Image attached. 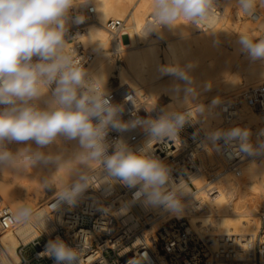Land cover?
<instances>
[{"label": "clouds", "instance_id": "9594fccd", "mask_svg": "<svg viewBox=\"0 0 264 264\" xmlns=\"http://www.w3.org/2000/svg\"><path fill=\"white\" fill-rule=\"evenodd\" d=\"M259 2L264 6V0ZM237 4L239 13L251 14L256 0H237ZM76 5L77 0H0V169L20 170L56 163L59 172L72 165L69 177L76 173V178L70 184L67 180L58 186L54 177L45 179L42 187L58 189L57 200L49 205V210L64 202L74 204L85 190L99 183L110 187L111 182L118 180L130 189L136 188L133 199L146 207L181 214L185 207L181 197L189 191L187 185L172 181L170 167L151 154V146L165 137L178 142V133L192 113L162 108L156 119L122 120L123 106L111 101L103 78L83 67L65 38L69 12ZM153 7L146 33L187 24L201 27L219 14L216 0H154ZM83 20L78 15L73 22L79 24ZM237 43L252 61L264 60V38L254 39L241 33ZM159 72L185 85L192 82L180 67H163ZM173 91L180 89L173 87ZM184 91L191 93L192 89L186 87ZM137 125L143 126L149 136L144 148L133 150L122 139H107L110 130L123 133ZM61 136L78 141V150L70 159L62 160L60 155L40 150ZM249 137L248 129L234 127L216 131L208 139L213 143L223 139L226 144L238 141L237 151L249 156L264 153V143L254 147ZM29 141L37 145L36 150L31 145L15 152L8 147L12 142ZM97 169L102 170L103 180L91 174ZM46 218L47 212L24 203L17 206L12 216L21 225L33 221L42 224ZM46 254L56 264H82L81 254L59 238L48 243ZM142 261L150 264L146 254L131 259L129 264Z\"/></svg>", "mask_w": 264, "mask_h": 264}, {"label": "bare ground", "instance_id": "6f19581e", "mask_svg": "<svg viewBox=\"0 0 264 264\" xmlns=\"http://www.w3.org/2000/svg\"><path fill=\"white\" fill-rule=\"evenodd\" d=\"M256 4L258 7L255 9L261 17L258 23L264 25V6L259 0ZM153 5L154 0H77L76 6L81 10L93 6L96 11L95 19L86 24L83 36L86 46L95 54L94 62L87 71L103 78L107 92L114 89L116 79H119L116 89L134 90L150 111L149 119L158 117L160 109L165 107L162 106L164 101L171 104L170 109L192 113L188 121L200 135H205L202 144L197 147L202 169V173L195 177L198 191L193 193L192 187L186 184L189 191L182 197L185 205L183 212H171L168 217H185L189 221V227L197 234L210 236L213 250L228 251L225 257L232 261L245 260L249 239L258 233L261 226L259 213L263 208L260 213L262 215L264 210V153L243 158L238 167L239 173L227 171V159L217 151L216 142L213 143L208 137L221 130L225 121L222 110V102L225 99L223 97L234 90H238L233 95L239 104L238 118L245 122L253 136L256 135L260 116L247 105L243 94L264 80V60L252 61L237 43L241 33L252 36L255 26L239 24L242 21V13L238 12L237 0H223L217 9L219 14L213 17L208 25H202L201 32H197L198 27L192 24L180 25L172 30L167 27L156 30L159 36L175 32L176 35L164 39L163 44V40L158 37H147L148 33L144 30L154 11ZM110 18H122L125 23L128 20V30L126 24L124 28L126 37L118 44L112 41L111 33L106 29V22ZM229 19H236L237 23L229 22L227 25L226 20ZM229 26L232 28L230 31ZM221 41L231 45V60L239 62L232 71L220 72L212 69L214 75L209 77L211 73L209 74L208 67L197 69L190 63V60L196 58L193 57L194 52L207 48L220 49ZM111 47L121 52L119 64L110 56ZM189 64L192 65L191 69L187 68ZM171 66L184 69L192 81L191 84L185 85L183 81L159 72L160 68ZM173 87H178L180 91H173ZM186 87H191L192 92H185ZM148 141L149 136L145 140V146ZM13 144L18 146V149L27 145H31L33 150L37 149L33 141ZM78 147V141L66 140L61 136L40 150L68 160ZM71 167L72 165H69L58 172L56 163L37 164L28 172L18 175L21 181L17 184L0 178L1 204L7 205L4 202L6 198L9 202L7 206L15 212L21 203L32 207L40 203L36 210L47 212V218L42 224L33 221L26 225L17 224L7 230L0 226V252L8 259L19 261L18 246L40 235L36 224L44 234L50 236L63 222V216L69 211L68 207L63 206L56 214H52L48 206L52 200L57 199L58 189L53 186L56 191L46 201L40 196L47 189L42 187L45 179L54 177L58 186L67 180L69 184L75 180L76 173L69 177ZM5 169H0V172L6 171ZM91 174L96 175L98 180H103L102 170H94ZM208 176L215 178L213 192L208 191L205 183ZM97 186L109 188L108 183H99ZM24 188L27 189L25 194ZM217 264L225 262L219 261Z\"/></svg>", "mask_w": 264, "mask_h": 264}, {"label": "built area", "instance_id": "2783aa9c", "mask_svg": "<svg viewBox=\"0 0 264 264\" xmlns=\"http://www.w3.org/2000/svg\"><path fill=\"white\" fill-rule=\"evenodd\" d=\"M222 1L216 0L217 9ZM78 15H82L84 20L76 24L73 21ZM95 15L93 6L84 10L76 6L70 10L67 22L68 31L65 38L86 70L93 64L95 54L86 46L83 36L86 24L94 20ZM242 17L254 23L259 22L261 18L256 9L251 14H242ZM125 24L122 18L107 20L106 29L111 33L115 44L126 37ZM201 31L202 27H198L197 32ZM258 32L260 37L264 38V26L258 27ZM112 54L121 59L117 49H113ZM107 93L113 103L123 106L122 120L127 122L137 117L149 119L150 111L134 90L113 89ZM243 98L260 116L256 135H250V142L254 146L264 143V80L246 91ZM222 110L225 121L220 131L234 127L248 129L245 122L238 118L239 104L234 96L223 100ZM204 136L198 133L190 121H186L178 133V142L165 137L151 146V154L170 167L172 181L190 185L193 193L198 191L195 177L202 173L197 147L202 144ZM147 137L145 128L137 125L123 133L110 130L107 139L110 142L122 139L133 150H139L144 148ZM216 146L227 159L226 170L239 173L240 161L248 155L237 151L238 141L226 144L220 139L216 141ZM112 150L110 148L109 152ZM214 181V176L206 178L209 192L215 191ZM111 183V188L90 187L74 204L64 202L56 209L50 210L52 214H56L63 206L69 209L55 233L48 236L42 232L30 242L21 243L17 248L19 261L10 260L0 252V264H51L55 260L46 254V248L50 241L57 238L81 254L82 264H129L131 259L144 254L149 258L150 264H217L219 261L225 264H264V210L258 233L249 239L246 259L232 261L225 257L228 251L213 250L210 236L197 234L189 227V221L185 217H168L171 213L169 211L146 207L141 201L133 199L136 188L130 189L118 180ZM1 198L0 195V226L4 230L12 229L18 223L12 219L14 212L11 208L1 204ZM181 199L183 201L182 197ZM56 200H52L49 205ZM141 264L146 262L142 261Z\"/></svg>", "mask_w": 264, "mask_h": 264}, {"label": "rangeland", "instance_id": "374dc122", "mask_svg": "<svg viewBox=\"0 0 264 264\" xmlns=\"http://www.w3.org/2000/svg\"><path fill=\"white\" fill-rule=\"evenodd\" d=\"M256 3H258V0H256ZM256 8L258 7V5L256 4V6H255ZM262 10H264V8H262ZM263 12V11H262ZM263 15H262V17L264 16V12L262 13ZM241 20L242 21H240L239 22V24H241V25H254L255 26V30L253 31V34H252V37L254 38V39H262L261 37H260V34H259V32H258V27H260V26H264V25H259V23L257 22V23H254V22H251V21H248L247 19H245V18H242V16H241ZM227 22H226V24L228 25L229 24V22L231 23V24H233V23H237L236 21V19H233V20H226ZM126 30H128L127 29V27H129V25H128V20L126 21ZM228 29H229V31L232 29V28H230V26L228 27ZM176 34H175V32L174 31H172L169 35H167V36H165V35H163V36H159L157 33H156V31H153V32H150V33H148V35H147V37H158V38H160L161 40H163V44H164V39H166V38H168V37H173V36H175ZM111 46V45H110ZM220 49H215V48H207V49H205V50H203V51H196V52H194V54H193V57H196L195 59H192V60H190V63H192L193 64V66L195 67V68H197V69H203V68H205V67H208V69H209V77H211L212 75H214L213 74V72L211 71L212 69H216V70H219L220 72H221V70H228V72H230V71H232L234 68H235V66L236 65H238L239 64V62L238 61H232L231 60V57H232V49H231V45L229 44V43H227V42H225V41H221L220 42ZM114 49V47H111V49L109 50V52H112V50ZM120 54H121V52H120ZM113 59H114V61L116 62V63H120V59L118 58V57H116L115 55H113V54H111L110 55ZM242 62H244V61H242ZM118 80L119 79H116V82L114 83V89H116V87H117V82H118ZM125 89H128V88H125ZM238 90H234V91H230V92H228V93H226V96H224L223 98H226V97H228V96H233L236 92H237ZM162 106L164 107V108H168V109H170V107H171V104L168 102V101H164L163 103H162ZM197 106V105H196ZM260 122V121H259ZM258 126H259V123H258ZM250 135L251 136H253L251 133H250ZM14 142H12V143H10L9 145H8V147L12 150V151H16V150H18V146H15L14 144H13ZM260 144V143H259ZM258 144H255V146H257ZM254 146V147H255ZM20 149V148H19ZM30 168L31 167H29V168H27V169H20V170H17V169H13V168H6L5 170L6 171H3V172H0V178H2V179H5V180H7L9 183H14V184H17V183H19L20 181H21V179H20V177L18 176V175H22L23 174V172H25V171H29L30 170ZM3 173V174H2ZM18 176V177H17ZM4 177V178H3ZM26 188H24L23 189V193L25 194L26 193ZM55 191H56V189H54L53 187L52 188H50V189H46L43 193H41V199L42 200H44V201H46L47 199H49V198H51L53 195H54V193H55ZM4 202L7 204V205H9V202L7 201V199L6 198H4ZM40 205V203L39 204H37L36 206H34L33 208L34 209H36L38 206ZM263 209V208H262ZM262 209H261V211H262ZM261 211H260V213H261ZM259 213V218H261L260 216H261V214ZM35 227H36V229L38 230V232L39 233H45L40 227H39V225H35Z\"/></svg>", "mask_w": 264, "mask_h": 264}]
</instances>
